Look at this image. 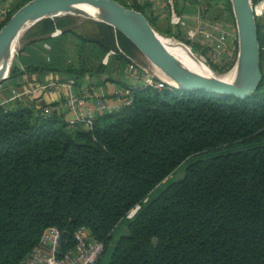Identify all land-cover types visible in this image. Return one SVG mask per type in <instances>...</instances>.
I'll list each match as a JSON object with an SVG mask.
<instances>
[{"label": "trees", "instance_id": "16d2710c", "mask_svg": "<svg viewBox=\"0 0 264 264\" xmlns=\"http://www.w3.org/2000/svg\"><path fill=\"white\" fill-rule=\"evenodd\" d=\"M71 65L75 79L81 51ZM127 87L130 101L86 128L42 108L0 107V264L21 261L49 225L63 247L89 227L104 245L96 264H264V80L245 98Z\"/></svg>", "mask_w": 264, "mask_h": 264}, {"label": "crops", "instance_id": "0c3cea01", "mask_svg": "<svg viewBox=\"0 0 264 264\" xmlns=\"http://www.w3.org/2000/svg\"><path fill=\"white\" fill-rule=\"evenodd\" d=\"M22 1L0 0V22L13 7L15 9L18 2L20 4ZM119 1L126 3L128 0ZM129 1L143 6L144 11L151 14L158 29L165 30L170 26L172 31H175L178 27L174 25H182L180 28L184 32L192 28L198 17L199 20L205 17L202 22L206 24L211 35L219 36L224 32V46L229 53H232L230 49L235 44V39H238L237 25L228 13L225 17L222 16L223 0H193L191 4L184 0H173L174 7L178 15L185 20V24H174L170 21L169 0ZM60 15L43 17L26 29L15 58L16 71L9 73L0 81L2 107L25 105L40 109L44 104L58 103L62 105L59 114L67 118L72 113L63 106V103L69 92L85 95L91 101V94L98 90L108 91L109 105L119 107L123 102V95L119 96L115 91L127 88L128 84H140L141 80L138 79L137 67L132 66L133 60L125 50H122L117 29L114 27L110 29L106 25L109 23L99 20L76 21L71 25L50 27V20ZM209 18L211 19L208 20ZM107 37L109 41H102ZM79 50L82 52L86 68L68 87L62 83L74 76L71 63ZM48 82H54L55 85L39 88ZM13 89L21 91L22 94L14 95Z\"/></svg>", "mask_w": 264, "mask_h": 264}, {"label": "water", "instance_id": "95a60500", "mask_svg": "<svg viewBox=\"0 0 264 264\" xmlns=\"http://www.w3.org/2000/svg\"><path fill=\"white\" fill-rule=\"evenodd\" d=\"M238 30L237 76L234 81L217 74H201L173 59L165 50L160 33L150 23L145 13L119 0H27L21 4L0 27V59L13 35L25 24L30 26L37 20L68 11L80 13L81 4L104 7L107 19H96L112 25L124 33L142 53L181 89H202L208 92L248 97L260 85L261 46L257 19L252 0H230ZM10 67H0V81Z\"/></svg>", "mask_w": 264, "mask_h": 264}, {"label": "built area", "instance_id": "2783aa9c", "mask_svg": "<svg viewBox=\"0 0 264 264\" xmlns=\"http://www.w3.org/2000/svg\"><path fill=\"white\" fill-rule=\"evenodd\" d=\"M190 4L191 0H184ZM253 11L256 16L257 22L260 24V30L262 37H264V0L253 1ZM170 8V21L174 24H185V20L182 19L175 7L173 0H169ZM263 19V23L262 20ZM200 29L201 33L205 37H210L211 33L206 28V25L198 26L196 28H188L187 33L190 37H193ZM219 38V39H218ZM218 44L225 38L224 32H221L218 36ZM264 41V40H263ZM262 51H264V42L260 44ZM138 66L140 68L141 82L157 87L162 86L164 83H169L167 80L158 76L155 77L153 73H150L147 68L140 65L133 60L132 66ZM9 74V73H8ZM7 74V75H8ZM75 82L73 77L67 79L62 84L70 87ZM55 85L54 82H48L42 84L39 88H46L47 86ZM14 95H21L22 92L13 89ZM119 96L129 95L130 88L118 89L115 91ZM106 90H98L91 94L92 100L89 101L87 96L69 92L66 97L63 106L69 110L72 114L66 119L69 127H90L94 119L102 114L106 110H111L115 107L109 105L107 101ZM129 98H123V102H129ZM3 101H0V107H2ZM61 104L47 103L42 105V111L46 114L59 113ZM136 208H133L128 215L131 216ZM63 232L57 225L47 226L41 233L39 242L29 251V253L17 264H96L98 259L104 252L103 242L97 239L86 225L78 226L73 232L74 244L70 247H63L62 245Z\"/></svg>", "mask_w": 264, "mask_h": 264}, {"label": "rangeland", "instance_id": "374dc122", "mask_svg": "<svg viewBox=\"0 0 264 264\" xmlns=\"http://www.w3.org/2000/svg\"><path fill=\"white\" fill-rule=\"evenodd\" d=\"M192 1L193 0H191L190 4L192 3ZM125 2H126L125 4H128L130 6H132V4H133L132 3L133 1L128 0ZM12 3L14 4L15 2H12ZM12 3H11V6H13ZM18 4H19V2L16 4V6ZM229 4H232L230 0H223V3H222V7H223L222 14L223 15L222 16L225 17V15L228 13V16L231 17V20L236 25L235 16H233V10L231 11ZM13 10H14V7L12 9V12H10V13H13ZM10 13H7L5 15V18H3L1 21H6L7 17L9 15H11ZM146 14L148 15V17H150V20H151L150 23L153 25V27L160 34L168 36L174 40L180 41V42L188 45L191 48L192 52L197 57H199L202 61H204L209 66L211 71H213V73H215V74L225 73V72H228V71H230L236 67L237 57H238V39L237 38L235 39V44L231 46L232 48L230 50L232 51V53H229V50L227 48H225V46H224V40L218 44V39H219L218 35L215 36L213 34L210 37H205L201 33H199L200 29L198 28V31L196 32V34L193 37H190V35L187 33L188 29L185 30L184 32L181 30L180 27L182 25H174V26L178 27L175 31H172V28H170V26L167 27L165 30L158 29L156 27L155 21L152 18L151 14H149V13H146ZM2 15H1V17H2ZM61 15L69 16L70 19H72L74 22H76V21L91 22L94 20L96 21L95 18H91V17L85 16V15L83 16V14L75 12V11L64 12V13H61ZM204 18L205 17H201V20H199V17H198L197 21L194 23L192 28H196L198 26H203V24H205V23L202 22V19H204ZM211 18H214V17H211ZM211 18H209L208 20H210ZM261 21L263 23V19ZM28 27L26 29H28ZM26 29L22 32L21 36L19 37V48L23 42ZM262 40H264V37H262ZM130 43L128 42L127 45L125 44L126 45L125 46V45L121 44V42H120L121 47H123L122 50L126 51V53L131 57L130 59L134 60L135 62H137L140 65L147 68L150 73H153L155 75V77L160 76L163 78L162 74L159 72V70L156 68V66L153 63H151V61L142 53V51L139 48H137L133 42H130ZM19 48L17 49V51H16V53L12 59L11 65H12L13 61H15V58L17 56ZM136 67H137V70L139 73L138 79H142L140 68L138 66H136ZM10 68H11V66H10ZM261 69H262V73H263L262 80H264V59L261 61ZM9 73H10V69H9ZM169 84H170V82H169ZM120 236H121V231L117 229L114 232V235L112 237L111 242L113 244H115L119 240Z\"/></svg>", "mask_w": 264, "mask_h": 264}, {"label": "bare ground", "instance_id": "6f19581e", "mask_svg": "<svg viewBox=\"0 0 264 264\" xmlns=\"http://www.w3.org/2000/svg\"><path fill=\"white\" fill-rule=\"evenodd\" d=\"M79 8L81 9L80 13L83 14V16L85 15L95 19H107V11L104 7L92 4H81ZM26 28L27 26H25V24L21 26V28H19V30L13 35L11 40L8 42L1 55L0 67L4 64H7V66L9 67L11 66L12 59L17 49L19 48V37ZM159 36L165 50L178 63L201 74H215L213 73V71H211L209 66L204 61H202L192 52L191 48L188 45L162 34H160ZM156 68L162 74L164 79H166L168 82L171 81L173 83V80H171L165 72H163L157 66ZM8 73L9 70L5 72L6 75ZM217 75L221 76L225 80L234 81L237 76V66L228 72L220 73Z\"/></svg>", "mask_w": 264, "mask_h": 264}]
</instances>
